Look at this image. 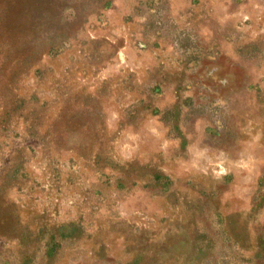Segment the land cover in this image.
I'll use <instances>...</instances> for the list:
<instances>
[{
  "label": "rangeland",
  "instance_id": "rangeland-1",
  "mask_svg": "<svg viewBox=\"0 0 264 264\" xmlns=\"http://www.w3.org/2000/svg\"><path fill=\"white\" fill-rule=\"evenodd\" d=\"M0 264H264V0H0Z\"/></svg>",
  "mask_w": 264,
  "mask_h": 264
}]
</instances>
